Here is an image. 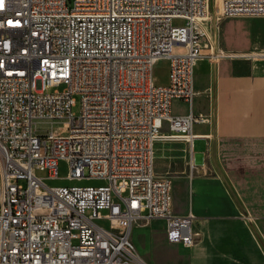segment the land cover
Listing matches in <instances>:
<instances>
[{"label":"built area","instance_id":"1","mask_svg":"<svg viewBox=\"0 0 264 264\" xmlns=\"http://www.w3.org/2000/svg\"><path fill=\"white\" fill-rule=\"evenodd\" d=\"M15 2L16 23L0 6V264H148L131 239L143 218L164 219L169 241L192 246L194 217L173 213L154 144H193L205 121L193 105L210 0ZM216 15L264 16V0H220ZM160 60L166 84L155 80ZM174 101L191 112L173 115ZM64 180L101 184L48 183Z\"/></svg>","mask_w":264,"mask_h":264},{"label":"crops","instance_id":"2","mask_svg":"<svg viewBox=\"0 0 264 264\" xmlns=\"http://www.w3.org/2000/svg\"><path fill=\"white\" fill-rule=\"evenodd\" d=\"M214 50L237 61L212 69L210 57L199 60L193 112L205 121L195 125L193 144L166 137L154 144L155 172L168 176L156 171L166 168L173 182V213L194 217L197 240L190 247L171 242L164 219H139L131 239L148 264H264V232L255 225L264 223V157L236 176L221 154L232 149L264 153V59L245 62L264 54ZM174 103L189 107L175 116L192 110L182 101ZM162 132L172 133L167 123ZM196 140L203 143L200 154L193 148Z\"/></svg>","mask_w":264,"mask_h":264},{"label":"rangeland","instance_id":"3","mask_svg":"<svg viewBox=\"0 0 264 264\" xmlns=\"http://www.w3.org/2000/svg\"><path fill=\"white\" fill-rule=\"evenodd\" d=\"M220 0H210V13L209 19L205 21L202 28L210 33L211 39L205 41L207 43V47L204 52L210 49V46L214 44L216 50H221L226 53L233 52H241V53H252L258 52L264 54V16H255V17H230V18H221L219 19L216 15V10L219 7ZM174 51L176 53H183L184 48L175 47ZM209 58L207 63L212 69L220 66L226 62H234L237 60L225 59L217 54L209 53ZM256 59H264V57L254 58L251 60H245V62H249ZM242 61V60H241ZM244 61V60H243ZM155 80L158 84H165L168 78V63L167 61L160 60L155 65L154 70ZM198 87V84L197 86ZM60 90L64 89V86L59 88ZM197 95L199 93L197 92ZM189 107L185 104L173 103L172 105V114L175 115L177 113H186L188 112ZM74 113H80V100L77 98V106L73 109ZM60 124H55L54 126H59ZM39 131L50 130L51 126L46 124L38 125ZM203 143L201 140H196L194 144V151L196 154L202 153L200 150ZM222 158L224 161L229 162L228 164L231 171L235 172L236 176L241 174V172H248L254 169V165H250L249 163H255V158L264 157L263 152L255 153L254 151H247V149L241 150H223L221 152ZM3 166L2 157L0 155V177L1 170ZM159 165L157 164V167ZM156 171L162 175H168V170L163 169ZM67 175V167L66 165H62L61 168V176L65 177ZM170 177V176H169ZM49 185H99L100 182H90V183H74L70 181H50ZM261 225H257V230L261 233L264 232V223H260ZM154 228L152 227V230Z\"/></svg>","mask_w":264,"mask_h":264},{"label":"bare ground","instance_id":"4","mask_svg":"<svg viewBox=\"0 0 264 264\" xmlns=\"http://www.w3.org/2000/svg\"><path fill=\"white\" fill-rule=\"evenodd\" d=\"M23 14H24V5L21 2H15V0H7V4H2V6H1V15L6 17V21L9 23L18 22L19 19H21L23 17ZM207 19H209V17H206L205 20L202 21L203 25H204L205 21H207ZM206 32H207L208 38L212 41L210 33L208 31H206ZM214 48H215V46L213 44L210 49H208L205 52L203 51L201 58L204 56L210 57L209 53L217 54V52H215ZM84 105L93 106V99L91 97H84ZM161 138H163V136L159 137V139H161Z\"/></svg>","mask_w":264,"mask_h":264},{"label":"snow or ice","instance_id":"5","mask_svg":"<svg viewBox=\"0 0 264 264\" xmlns=\"http://www.w3.org/2000/svg\"><path fill=\"white\" fill-rule=\"evenodd\" d=\"M2 4H3V0H0V6H2Z\"/></svg>","mask_w":264,"mask_h":264}]
</instances>
